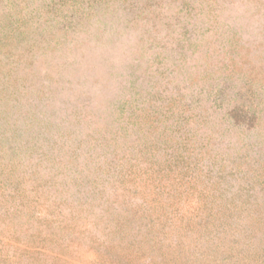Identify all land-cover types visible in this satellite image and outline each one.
Instances as JSON below:
<instances>
[{
	"label": "rangeland",
	"instance_id": "374dc122",
	"mask_svg": "<svg viewBox=\"0 0 264 264\" xmlns=\"http://www.w3.org/2000/svg\"><path fill=\"white\" fill-rule=\"evenodd\" d=\"M0 264H264V0H0Z\"/></svg>",
	"mask_w": 264,
	"mask_h": 264
}]
</instances>
